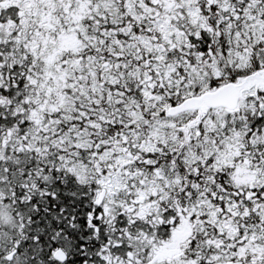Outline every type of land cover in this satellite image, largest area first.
<instances>
[{"label": "snow or ice", "instance_id": "snow-or-ice-1", "mask_svg": "<svg viewBox=\"0 0 264 264\" xmlns=\"http://www.w3.org/2000/svg\"><path fill=\"white\" fill-rule=\"evenodd\" d=\"M0 264H264V0H0Z\"/></svg>", "mask_w": 264, "mask_h": 264}]
</instances>
